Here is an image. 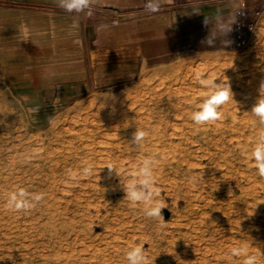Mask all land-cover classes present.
<instances>
[{
  "label": "rangeland",
  "instance_id": "374dc122",
  "mask_svg": "<svg viewBox=\"0 0 264 264\" xmlns=\"http://www.w3.org/2000/svg\"><path fill=\"white\" fill-rule=\"evenodd\" d=\"M141 2L99 0L91 17L52 11L48 22H79L78 35L36 36L41 50L0 59V264H127L143 245L147 264H242L237 246L264 264V176L250 162L264 132L250 111L264 82V8L245 47L229 34L210 47L165 21L173 9L148 14ZM199 78L228 83L234 100L203 126L191 121L211 92ZM135 129L147 133L138 147ZM144 159L164 222L124 198ZM85 166L92 176L79 175ZM19 189L43 198L9 211Z\"/></svg>",
  "mask_w": 264,
  "mask_h": 264
},
{
  "label": "clouds",
  "instance_id": "9594fccd",
  "mask_svg": "<svg viewBox=\"0 0 264 264\" xmlns=\"http://www.w3.org/2000/svg\"><path fill=\"white\" fill-rule=\"evenodd\" d=\"M55 6L69 14H76L91 17L94 14L95 8L99 0H53ZM173 0H144L143 8L148 14H154L161 10L164 4H172ZM238 11V10H237ZM236 11V12H237ZM229 16H216L214 22H211L212 27L209 35L205 39L208 46H213L217 40L222 44L227 45L229 41L225 39L232 31V25L235 23V14ZM204 24L208 25L210 22ZM108 28V25H100L96 31L100 32ZM19 31L22 37L21 41L27 42L30 40V28L26 23H21ZM199 82L205 88L211 89L210 94L203 100L200 107L191 113V121L196 126H203L220 119L219 108L227 103L230 99L233 100V94L228 83L224 85L218 84L215 80L199 78ZM260 96L251 108L252 114L258 119L259 123L264 125V82L259 88ZM234 101V100H233ZM147 133L144 130L135 129L132 133L130 143L134 146H139L145 139ZM250 162L256 166L259 174L264 176V132L256 138L254 147L250 153ZM103 168L108 169V174L113 172L117 174L116 168L112 164H106ZM94 167L85 166L79 175L92 176ZM73 179L77 173H70ZM202 179V173L200 174ZM126 198L133 205H148L144 209L145 215L149 218L158 219L164 222L162 209L167 208V203L163 200H157L160 195V190L153 183V160L144 159L142 164L137 165V175L135 178L128 181L126 184H121ZM40 194H30L24 189L13 191L9 194L6 208L13 212H26L33 209L37 202L42 199ZM232 258H243L242 264H257V256L251 254L247 247H233L230 252ZM127 264H147L148 256L143 246H136L129 250L126 254Z\"/></svg>",
  "mask_w": 264,
  "mask_h": 264
},
{
  "label": "crops",
  "instance_id": "0c3cea01",
  "mask_svg": "<svg viewBox=\"0 0 264 264\" xmlns=\"http://www.w3.org/2000/svg\"><path fill=\"white\" fill-rule=\"evenodd\" d=\"M125 1V0H123ZM131 1V0H126ZM243 0H173L171 5H163L161 9H166L175 14L180 7L184 12L179 13L177 11L176 16L173 14L171 20H165L166 22H186V25L182 26V36L187 37V43L191 42L199 44L203 42L209 35V31L212 27L211 22H214L216 16H229L233 15L234 9ZM245 12L247 14V21H255L257 16L256 12L260 14L261 8H263L264 0H244ZM141 4H143L141 2ZM142 7V6H141ZM142 10V9H140ZM52 11H62L58 9L53 0H0V12L3 14L14 13L18 16L22 15L18 21L15 18L7 20L6 16H0V59L13 60L20 59L19 53H23L21 57H25L26 53H30L37 48L34 42L38 37L53 36H77L79 31V22H48L50 19L48 16H53ZM31 13H34V17H37L40 22H30ZM170 13V12H168ZM179 13V14H178ZM204 19L210 24L205 25ZM7 20V21H6ZM158 21L157 17L152 19L151 22H165ZM21 23H26L30 28V40L27 42L21 41L22 37L19 31ZM229 41L234 42L236 46V36L233 30L229 33ZM190 46V45H189ZM237 47V46H236ZM5 52V53H4ZM30 56V55H28ZM6 65L9 62L5 60ZM17 62L10 63L9 66L13 67Z\"/></svg>",
  "mask_w": 264,
  "mask_h": 264
},
{
  "label": "built area",
  "instance_id": "2783aa9c",
  "mask_svg": "<svg viewBox=\"0 0 264 264\" xmlns=\"http://www.w3.org/2000/svg\"><path fill=\"white\" fill-rule=\"evenodd\" d=\"M264 6V2L262 4ZM238 10V11H237ZM237 11V12H236ZM235 14V23L233 24L234 33L236 34L237 48H243L248 44L249 41V32H252L254 28V21H247V14L245 12V2L241 3V5L236 9ZM259 12V11H258ZM255 13V15L258 14Z\"/></svg>",
  "mask_w": 264,
  "mask_h": 264
},
{
  "label": "bare ground",
  "instance_id": "6f19581e",
  "mask_svg": "<svg viewBox=\"0 0 264 264\" xmlns=\"http://www.w3.org/2000/svg\"><path fill=\"white\" fill-rule=\"evenodd\" d=\"M243 2V1H242ZM242 2H240V4L238 5V6H236V8L234 9V13H235V11H236V9L241 5V3ZM263 8H264V6H263ZM233 13V14H234ZM259 15V13L256 15V16H258ZM254 22H256V21H254ZM235 36H236V34H235ZM249 36V35H248ZM249 39H250V37H249ZM236 43H237V39H236ZM182 115V114H181ZM183 117V116H182ZM158 132V131H157ZM244 133V132H243ZM245 134V133H244ZM247 135V134H246ZM240 141V140H239ZM246 142V141H245ZM91 144H94V141H92V142H90V143H86V145L84 146V147H86L87 145H91ZM241 144H243V143H241ZM240 145V144H239ZM89 151H90V149H89ZM91 151H92V148H91ZM238 160H240V159H238ZM241 162V161H240ZM243 162V161H242ZM223 164H225L224 162H223ZM217 166V165H216ZM50 224H52V223H50ZM57 237V236H56ZM54 238H55V236H54ZM54 241V240H53ZM56 243V242H55Z\"/></svg>",
  "mask_w": 264,
  "mask_h": 264
},
{
  "label": "water",
  "instance_id": "95a60500",
  "mask_svg": "<svg viewBox=\"0 0 264 264\" xmlns=\"http://www.w3.org/2000/svg\"><path fill=\"white\" fill-rule=\"evenodd\" d=\"M166 214V213H165Z\"/></svg>",
  "mask_w": 264,
  "mask_h": 264
}]
</instances>
